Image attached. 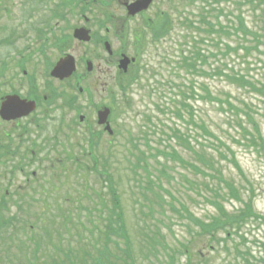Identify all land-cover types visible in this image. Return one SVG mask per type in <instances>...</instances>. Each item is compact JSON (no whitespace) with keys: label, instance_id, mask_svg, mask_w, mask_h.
I'll use <instances>...</instances> for the list:
<instances>
[{"label":"rangeland","instance_id":"obj_1","mask_svg":"<svg viewBox=\"0 0 264 264\" xmlns=\"http://www.w3.org/2000/svg\"><path fill=\"white\" fill-rule=\"evenodd\" d=\"M187 0H157L152 6L144 13L137 15L132 18H128L126 12L121 6L115 3L113 6H107L105 4H100L94 8L93 14L89 16L92 20L88 23L85 21L79 23L80 26H85L87 29H90L93 32L104 34L101 23H104L107 28L112 29L110 34V43L113 51L116 53V50L121 48L126 40H130L129 33L133 32V28L140 29V31H145V28L150 26L153 21V18L160 15L161 13L168 12L172 15L174 21V29L171 34L164 37L160 43H151L150 46L146 47V52L143 56V68L148 66V71L143 72L142 79L139 84L130 91V105L126 106L120 104L117 107V113L113 114V124L117 131V143L121 144L117 148H113L112 156L110 159V174L112 176L113 183L117 188L119 195L121 197V204L123 207L124 215L126 218V224L129 229V232L133 238L134 246L133 251L135 253V258L137 259V264H167L165 262L164 256L167 255V258L172 261L170 255H174V249L180 248V245H185L187 243H193V253H197L195 256L198 257V253L201 252L202 259L200 264H247V261H250L253 264H264V222H253L250 223L244 229V233H247L246 238L248 239L244 243V247H237V244L241 242V238L233 236L227 240V242L218 246V243H212L208 238L203 239V237L198 236L199 227L195 225L193 220H189L188 216H181L171 208V204L174 202L171 201L169 206L164 205L161 208L159 205H162L158 202H153V193L141 189L139 183L134 178V171L137 172L136 165L138 159L142 156L136 151L134 145L139 149L145 150L146 141L142 139L148 134V140L150 141L151 147L159 148L157 151H149L146 154H149L147 161L150 162L155 167H160L159 162L162 163L161 155L165 151H170V148L166 145L171 144L177 149L186 160L197 162L198 166L204 169L209 175L213 172L208 169V165L203 166L200 156L203 155L204 151L209 153H215L216 149L221 150L222 152L228 153L226 147L219 144L218 140L210 137L208 133L204 131L206 126L210 131L215 133L221 141L228 145L236 154V158L240 162L242 168L245 171L247 177L246 180H242L239 177L237 170L233 165L223 161V167L225 174L230 177L236 188L240 191L241 196L244 200L248 199L249 190L254 191L256 194V200L254 203L255 211L258 212L262 217H264V151L255 153L253 148H247L246 145L249 143L244 140V136L239 132L238 122L239 118H243L236 115L233 112H228L226 107L223 106L221 110L220 104H210L203 98H197L196 111L198 113L199 124L197 126L189 125V132L192 142V147L196 151L197 160H195L194 152L189 151L185 148L186 144L183 143L179 145L176 139L164 142L160 144V138L165 137L161 131H158L156 135L149 134L151 131L150 127H155L158 129H163L169 133L168 129L170 128H180L183 132H186L187 128L184 127L182 122H179L177 119V110L178 99L176 96H179L181 91L189 93L187 89L191 87L189 79L191 76L180 72L178 73L177 67H174L172 64L177 57V51H180L184 48L183 41L186 34V29L179 28V22L185 21L186 18H192L194 16L201 18V20L210 21L212 18H217L222 16L221 19L223 24L231 30V36L223 35V42L219 45H214V41L210 39L206 40V43L203 44L208 52L212 50V45L216 48V52L220 50L225 51V45H229L232 50L227 57L221 58H212L210 63H212V69H215L216 66L220 65L223 70L226 72V66L228 64L230 70L238 71L243 70L247 71V67L250 66V75L254 77V80L264 83V56H259L250 60L251 53L245 54L240 51L242 48L239 45L241 36H237L234 33L232 27L233 25L227 24L228 13L232 14L231 23H235V15L241 14L242 0H223L221 3H216L214 0H195L194 3H187ZM194 1V0H193ZM171 2V3H170ZM233 5V12L227 7V3ZM8 10H11L9 15L1 16V26H7L8 34L12 33L14 30V42L12 47H2L0 46V68L3 61L8 62V70L4 78L0 81V93L10 92L12 89L20 92V94H26L27 88L25 84L29 85V80L24 84L23 80H20L16 77V70L14 65V59L17 51L27 52L29 45L37 46L33 44V41H30L29 35L27 38H21L27 28H31L28 24L27 15L29 14L30 7L26 4L24 8L23 0H15L14 4L7 2L1 3ZM56 2L53 5H49L54 8ZM53 6V7H52ZM79 6V5H78ZM104 6V7H103ZM232 7V6H231ZM224 8V12H221L219 9ZM264 9V5H263ZM45 14L42 12L40 15H47L49 10ZM244 11H253V7L249 2L245 3ZM76 11L73 8V13ZM260 10L258 11V14ZM77 13V12H76ZM233 13L235 15H233ZM176 16V17H174ZM249 20H252L249 17ZM27 22V23H25ZM77 16H71L69 25L77 24ZM17 26V27H16ZM203 28V26H201ZM17 29V30H16ZM202 35L204 32H201ZM21 38V39H20ZM121 39L122 43L117 42V39ZM129 42V41H128ZM88 46L82 48H77V51H72L75 55L82 56L86 50H90L88 56H91V61L94 65L97 66L100 64L99 68L102 71H106L107 67L103 65V62L100 59V56L103 55L101 48L98 50L94 47L93 43L87 44ZM75 49V48H74ZM82 49V54L80 55V50ZM35 50L40 51L41 46L35 48ZM243 50V49H242ZM252 51V50H251ZM254 51V50H253ZM252 51V53H253ZM28 51L26 54H28ZM71 53V52H69ZM71 53V54H72ZM48 58L52 62L58 59V52L55 50H49L47 52ZM76 57V56H75ZM8 58V59H7ZM39 55L34 56L33 62L28 65L27 71L29 73L35 72L34 65L39 59ZM146 61V62H145ZM233 73V72H230ZM236 73V72H234ZM115 70L111 69L109 71V78H106L107 75L102 76L99 72H94L90 78H88L85 83L82 85L84 90L89 88L93 99L92 103L99 102L102 98L103 88H108V91L112 92L115 95H118L117 85L114 82ZM38 76V74L36 73ZM101 78V79H100ZM225 79L219 77L209 78L207 84L209 89L215 94L220 93L222 90L226 92L231 91L233 102L238 114L243 113V110L247 109L253 115L254 122L262 128L264 133V97L262 95H257L254 92H248L247 90H237L235 86H228ZM42 79H36V85L40 91L45 89V85L41 83ZM203 81V80H202ZM201 81V82H202ZM52 87L58 90L59 92L67 91L66 85H61L59 83L53 84ZM151 89H156V91H151ZM197 92L204 93L203 88L199 87ZM95 93L98 95L95 97ZM78 95V94H77ZM187 96V94H184ZM117 101L119 99L117 98ZM123 102V100H122ZM186 103H189V100H186ZM251 109V110H250ZM59 113H57V117ZM202 124H205L203 126ZM47 128L46 131H51V123L46 122ZM84 129V127H82ZM4 130L11 131V127H0V137L4 133ZM85 131L83 132V142L85 139ZM45 134L48 137V133H42L35 135L30 138L29 135L23 137L24 144L21 148V152L29 153L30 150L36 149L41 152L38 160H41L38 171L33 167L31 170H35L39 173L42 183L52 182L53 184H45L46 190H41L40 187H36L33 191H28L27 195L33 198L31 208L26 211L32 213V221H37L33 215H38L39 218H43L44 213H51L50 215L53 218H60L63 215H55L60 213V210L67 207V204L62 203V201L68 196L71 197V205L74 210L76 206L75 215H71V223L67 225L69 232L66 233V229L61 226L63 220H57L55 225L60 229V233L63 236V242L61 247L63 250L67 251L68 249L72 253V256L75 254V251L80 247V251L83 252L84 245H86L87 240L91 241L89 250L94 257L100 256L104 250V243L101 238V232L105 229L107 223L106 220L101 218L100 215H95L92 212L94 203L97 200L93 195V190H98L100 188L98 181V175L94 172L86 171L80 169L79 171L72 170V175L66 181L63 177V172L58 171V176L54 177L57 174L52 172L50 164L47 161L49 153L47 143H42L41 137ZM196 134V135H195ZM196 136V137H195ZM49 137H51L49 135ZM195 137V142L193 138ZM12 141L15 143L16 136L12 135ZM41 141L42 148L37 142ZM9 142L4 136L1 137V143L7 144ZM46 144V146H45ZM12 145V144H11ZM84 146V143H83ZM101 146V144H100ZM26 149H29L26 150ZM173 149V148H172ZM61 151V150H60ZM82 151V157H83ZM68 155H71L69 152ZM56 153L53 154V157H57ZM108 152L104 151L101 153L100 157L102 161H105L108 157ZM155 156L157 158H155ZM216 159L222 161L218 154L215 153ZM110 157V156H109ZM22 158H30V155H23ZM52 158V157H51ZM50 158V159H51ZM61 159H64V155H60ZM82 159L86 163H90V157H85ZM142 161V158L140 159ZM201 163H200V162ZM19 162V161H18ZM174 168L170 174L175 178L170 183H166V180L162 177L163 183H166V187L170 189L173 195L184 205H186L189 211L192 213V216L204 223H208V220L211 216L216 213L214 207L210 204L209 200L216 199V186L209 175H203L202 172H191L190 170L186 171L180 167L171 165ZM179 166V165H178ZM68 168L69 165H67ZM206 167V168H204ZM222 167V169H223ZM55 169H61L59 165L55 166ZM140 172V170H139ZM143 174V171H141ZM134 174V175H133ZM136 176V175H135ZM188 181L192 182L189 184ZM22 181L20 173L11 172L4 167H0V186L4 189L8 188L11 184L17 185ZM144 185L146 184L147 179H143ZM13 185V186H14ZM187 185L190 186V190L187 189ZM55 188V191L54 189ZM14 190H18V187L15 186ZM106 190V189H105ZM224 191V192H223ZM220 192L222 197H225V190ZM107 192V191H106ZM143 195H146L149 200H145ZM107 194L104 198L108 197ZM77 202L75 204V200ZM107 201V199H105ZM143 200L144 207H141L138 204ZM171 200V199H169ZM18 201H21L18 200ZM109 201V200H108ZM110 203V201H109ZM176 207H180L177 203H174ZM13 204H11V207ZM47 206H50L48 208ZM166 206V207H165ZM228 212H236L239 210L243 204L240 201L230 199L229 202L225 204ZM16 208V205H15ZM16 211V212H14ZM1 213V212H0ZM12 213H18L12 207ZM23 215V214H22ZM141 215H151L148 217V220L159 227L155 229L156 233L148 231L145 229L144 224L141 222ZM185 215V213H183ZM30 222L31 219L29 218ZM148 221V222H149ZM39 223V221H38ZM38 234H41L39 229L37 230ZM141 233H144L148 240L151 238H156L159 242H163L162 246L158 244L155 246L154 250H151V245H143V250H139V241L141 240ZM57 232H54V235H57ZM78 234L81 235V239L78 237ZM20 237V234H19ZM59 237H54L55 244L60 243ZM125 244L121 243V247L124 248ZM113 244L110 245V249H113ZM212 246V247H210ZM228 250H226V249ZM239 248L240 252L236 249ZM78 251V250H77ZM81 252H77L78 263L82 264L83 256ZM122 255V252H120ZM119 253V254H120ZM240 253V254H239ZM196 259V258H195ZM186 258L183 257V261L178 264H185ZM13 261L12 256H7L3 252H0V264H11ZM14 264L18 263L17 260L14 261Z\"/></svg>","mask_w":264,"mask_h":264},{"label":"trees","instance_id":"obj_2","mask_svg":"<svg viewBox=\"0 0 264 264\" xmlns=\"http://www.w3.org/2000/svg\"><path fill=\"white\" fill-rule=\"evenodd\" d=\"M214 1H216V3H221L223 0H214ZM241 2H242L241 3L242 4L241 14L236 16L233 13V15H235V23L232 24L230 21L232 18V14L228 13L226 15V17L228 18L227 24L233 25L234 27H232V29L234 30V33L237 36H241L239 45L241 46L243 50L241 49L240 51H242L243 53L245 51V54L251 53L250 60H253L255 56L258 58L259 56H264V9H263L264 0H242ZM246 2H249L252 5L253 11H247V13L244 11ZM227 7L232 12L235 9V7L234 9H232L233 5H231L229 2L227 3ZM219 10L221 12H224V8H220ZM259 10H260L259 12L260 14H258ZM249 17H251L252 20H249ZM222 18H223L222 16H219L217 18L210 19V21L201 20V25L204 26V28H202L200 25H197V21H191L188 19L180 23L182 28L193 30L192 31L193 32L192 42H193V39L196 40V42H193L192 47L189 49L191 51L181 52V57H180L181 60L179 63L180 66H184V70L186 73L195 75L193 81H191V88H190L191 98H195V95L197 93V90H196L197 86L195 85L197 84L198 77L213 78L214 76H218L220 78L225 79L224 81H226L228 86H235L237 90L243 89V90H247L248 92H254L255 94H260L264 96V83H262L261 81L257 82L254 80V77L250 75V66L247 67L246 72H244L243 70H238V71L230 70L228 64H224L227 67L226 72L223 70L222 67H219L220 65L216 66L215 69H212L211 67L212 63H210L212 58H217V57L221 58V55L223 57H227V54H229L230 51L232 50V48L227 44L225 45V51L220 50L219 52H216V48H215L216 44L219 45L220 43L223 42V35H226L228 37L232 35L230 28L227 27V25L223 24L224 21L221 20ZM166 21L168 22V25L170 27H173V21L171 17H168V20ZM171 30H173V28ZM169 32L170 30L166 34H169ZM200 32H204L206 36H202L201 38H199L198 36H200L199 34ZM207 39L214 41L215 47L212 45V50L209 52L201 48V50L205 53V54H202L199 44L201 43L203 44L204 41ZM190 45H191V42H190ZM251 50L252 51L254 50L253 53ZM230 72H233V73H230ZM201 87L203 88L204 93L203 95H199L197 93L199 98H203L204 100H208L210 102L219 101L222 104L221 105L222 107L224 105L223 103H225L229 112H233L235 115L237 113L239 117L241 116L243 120L239 118L238 127H239V132L242 134V136H244L243 137L244 140H246V142H248L252 147H254L256 149V152L259 153L261 151H264V137L262 135L261 127H259V125L254 122L255 120L253 118V115L249 112V110L245 109L243 110L242 115L238 114V110H236L234 106L236 104L233 102V99L234 100L236 99L232 98V95L230 93L225 94L223 91H221L219 96L220 95H222V97L225 96V98H222L223 99L222 101L220 97L215 96V94L209 89L208 86L202 85ZM195 101L196 100H194V102ZM178 107H179L178 117L180 119L186 122H194V116H195V112L193 111L194 107L186 104L185 99L183 100L181 99L178 102ZM185 115L188 116V119H186ZM176 131L179 132L178 130ZM204 131L208 133L210 137L215 138V140H218L220 145L224 147L226 146L229 147L223 141H221L219 137L215 135V133H213L209 129L204 128ZM174 136H175V133H174ZM187 145H188L187 147L190 148V144L187 143ZM216 150L221 159L227 160L229 158L228 153L222 152L219 149H216ZM227 150L229 151L230 155L234 157V153L230 150V148H227ZM203 155H204L202 156L203 162L205 163V165H208L210 167V169L214 172V174L217 175V180H225V177L221 170L222 167L220 166V163L217 162L216 157L213 154L206 155V153H204ZM174 158L176 159V161H178L181 165H183L186 168L189 167L195 171L198 169L196 165L185 160L178 152L174 153ZM231 161L234 163L233 164L234 167L238 171H241V167H239L238 163L235 160H231ZM155 180L156 182H159L161 178L155 177ZM225 187L229 191L232 197L234 196L237 199L239 198V195H238L239 193L234 189L233 184L231 186H229L228 184H225ZM160 190L166 196L170 194L168 191L164 190L163 187H160ZM153 195H154V200H153L154 203L156 202L160 203V202L166 201L165 196L159 192H153ZM118 200L119 198L116 194V191L114 190L113 201L115 202ZM249 207L250 205L248 204L246 206V209L247 208L248 209L246 211H243L242 213L243 215L240 218V220L242 221V224L244 223V221L248 220L250 216L252 215L251 209ZM116 210L117 209L115 208V210L112 212V215H108L106 217V222L108 223L107 225L108 230L105 231L103 234L106 240L112 241V238H114V243L117 245V247H120L119 242L121 241L117 239H124L125 244H126L125 254L129 255V261H132V264H135L136 260L132 257L133 256L132 250L134 246L133 238L130 237L129 233L127 232L125 221H124V215H122L121 213H118ZM221 211H222V215H227L223 212L222 209ZM223 218H224V222L226 223L222 225L220 223L215 222V224H212L211 226V231H215L218 228L229 226L237 222V219H229L226 216ZM144 227L146 230L154 232V233H156L155 229L159 228L158 226L154 224L151 225L147 221L145 222ZM144 237L145 238L141 237L142 239L139 241L140 251L143 250V245L145 246L151 245L150 249L154 250L155 246H158V244L162 246L163 244L161 240L159 242L156 238H151L150 240H148L145 234H144ZM105 249L106 250L104 251V253L101 254V256L105 257V255L108 253L107 248ZM83 255L84 257H87V258L83 259L82 264H98L97 259H99L101 264H129V261L123 260L122 255L117 254V252L108 253L109 260H107V258H104V257L95 258L88 251L86 252L83 251ZM110 256L114 258L113 261L110 260ZM40 262H41V259H40ZM41 264H48V263L44 261ZM63 264H71V262L69 259H66V260H63ZM169 264H175V262L171 261V263Z\"/></svg>","mask_w":264,"mask_h":264},{"label":"flooded vegetation","instance_id":"obj_3","mask_svg":"<svg viewBox=\"0 0 264 264\" xmlns=\"http://www.w3.org/2000/svg\"><path fill=\"white\" fill-rule=\"evenodd\" d=\"M123 54H124V52L122 50H120V53L118 55H116V56H114V54H113V56H111V57L108 56V58H106V59L103 56H100L101 60L104 62V64L107 67V69H106L105 72L102 71V70H100V69H98L99 66H100V64H99V65H97L96 73L99 72L102 76L107 75L106 78H109V76H108L109 75V71L111 69H113V70H115V73L121 74V72L118 70V63H119V60L121 59V57H122ZM39 72L42 73V66H41ZM89 76L86 75V74L79 75V82L86 80ZM58 83L61 84L62 82H58ZM47 106L43 107L44 112L46 111V113H48L49 112L48 110L54 111V105H49V107H47ZM74 107L75 108H78V106L76 104L73 105L72 103H69L68 110H72ZM40 109H39V111H40ZM39 120L40 121H44V115L40 116L39 117ZM22 125L23 124H20V123H17L16 124L17 128L18 127H21Z\"/></svg>","mask_w":264,"mask_h":264},{"label":"water","instance_id":"obj_4","mask_svg":"<svg viewBox=\"0 0 264 264\" xmlns=\"http://www.w3.org/2000/svg\"><path fill=\"white\" fill-rule=\"evenodd\" d=\"M58 76H60V75H58ZM21 105H23V103H19V102H17L14 99H11L8 102H6L3 105V108L1 110V116H2V118L3 119H6V120L15 119L17 116H19V114H18V112H16L14 110V108H16L17 106H20L19 109L20 108H23L24 106H21Z\"/></svg>","mask_w":264,"mask_h":264}]
</instances>
